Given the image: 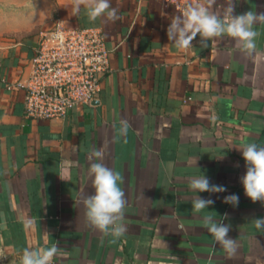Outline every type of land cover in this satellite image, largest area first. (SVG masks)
I'll use <instances>...</instances> for the list:
<instances>
[{
	"label": "crops",
	"instance_id": "1",
	"mask_svg": "<svg viewBox=\"0 0 264 264\" xmlns=\"http://www.w3.org/2000/svg\"><path fill=\"white\" fill-rule=\"evenodd\" d=\"M109 3L115 21L106 14L91 21L85 4L77 10L75 0H54L42 22L0 32V264H19L25 249L53 245L60 251L52 264H264V229L252 222L264 217V203L245 195L240 149L264 147V23L253 26L251 53L227 34L206 45L197 36L181 50L166 35L182 15L175 5ZM191 4L225 21L229 7L234 15L264 12V0ZM54 18L102 29L110 71L92 105L63 120H32L24 93L7 91L3 80L29 73L37 42L31 33ZM91 163L121 176L126 231L119 238L93 227L86 215L84 199L95 194ZM200 175L227 191H192L190 179ZM230 194L239 196L237 207L223 202ZM198 195L214 204L194 212ZM205 213L231 224L234 252L204 227Z\"/></svg>",
	"mask_w": 264,
	"mask_h": 264
},
{
	"label": "clouds",
	"instance_id": "2",
	"mask_svg": "<svg viewBox=\"0 0 264 264\" xmlns=\"http://www.w3.org/2000/svg\"><path fill=\"white\" fill-rule=\"evenodd\" d=\"M82 3L86 5L87 15L91 21L105 14L109 21H115L118 18L117 10L111 7L109 0H75L77 10ZM226 15L230 16V20H222L210 13L203 5L188 4L182 15L174 17L168 24L167 38L177 49L182 50L189 48L197 36L201 38L202 44L206 45L210 39L227 34L242 45V50L248 53L254 51L258 32L253 26L257 22L264 23V12L249 10L234 15V8L229 7ZM240 149L246 162V173L241 177L245 195L254 203L257 201L264 203V147H258L255 143H245ZM94 155L102 159L101 152L97 151ZM89 172L94 177L92 183L95 194L84 199L88 220L93 227L105 235L111 234L119 238L126 231L121 223L126 205L125 193L118 184L121 176L103 163H91ZM190 189L198 193L227 191L225 186L210 183L205 175L191 178ZM223 202L237 207L239 196L227 195ZM213 204L214 200L198 195L193 200V211L201 213ZM224 219H228L227 213ZM252 222L257 229H264V217L253 218ZM202 223L221 247L230 253L235 251V240L229 236L231 224L217 223L210 213L204 214ZM59 251L56 245L36 250L25 249L19 264H52L53 258ZM0 259L3 258L0 257Z\"/></svg>",
	"mask_w": 264,
	"mask_h": 264
},
{
	"label": "built area",
	"instance_id": "3",
	"mask_svg": "<svg viewBox=\"0 0 264 264\" xmlns=\"http://www.w3.org/2000/svg\"><path fill=\"white\" fill-rule=\"evenodd\" d=\"M181 12L193 0H165ZM110 53L102 29L68 27L54 18L37 36L30 71L19 80L4 79L9 92L24 93L25 113L32 120H63L92 105L110 71Z\"/></svg>",
	"mask_w": 264,
	"mask_h": 264
},
{
	"label": "rangeland",
	"instance_id": "4",
	"mask_svg": "<svg viewBox=\"0 0 264 264\" xmlns=\"http://www.w3.org/2000/svg\"><path fill=\"white\" fill-rule=\"evenodd\" d=\"M54 0H0V32L17 24L30 26L42 22ZM44 24L36 26L32 35L38 36ZM44 29V28H43Z\"/></svg>",
	"mask_w": 264,
	"mask_h": 264
}]
</instances>
